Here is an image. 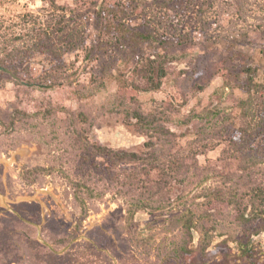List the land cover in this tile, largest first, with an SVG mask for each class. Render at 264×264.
Returning <instances> with one entry per match:
<instances>
[{
	"label": "rangeland",
	"instance_id": "rangeland-1",
	"mask_svg": "<svg viewBox=\"0 0 264 264\" xmlns=\"http://www.w3.org/2000/svg\"><path fill=\"white\" fill-rule=\"evenodd\" d=\"M115 1L123 10L122 21L141 31L151 29L180 55L169 65L163 86L138 91L137 100L146 113L171 114L166 125L176 132L191 128L181 138L187 152L195 145L196 128L214 126L213 114L232 113L234 97L243 95L214 75L216 66L231 56L230 43L260 65L263 75L264 0ZM157 44L118 42L96 9L76 0H0V119L5 122H0V218L5 223L16 227L14 216L25 215L36 227L31 234L61 254L97 235L116 264H181L164 252L179 233L169 230V219L200 207L222 176L209 172L189 186L177 184L170 206L154 213L141 210L134 218L128 198L101 182L105 195L88 199L82 223L73 184L83 175L86 138L116 150L147 151L148 135L129 125L136 121L128 115L132 110L116 97L120 81L130 82L139 60L155 53ZM82 112L89 123L80 121ZM190 114L198 117L186 124ZM255 145L264 150V137ZM224 150L226 181L228 174L237 178L243 173L235 163L228 164L227 142L198 159L202 167H220ZM97 160L109 163L104 157ZM215 218L207 222L213 233L208 264L223 261L225 243L240 254V244L248 240L249 232L231 207ZM200 237L196 231L195 245ZM251 239L254 254L264 258V231ZM134 254L140 259H133Z\"/></svg>",
	"mask_w": 264,
	"mask_h": 264
},
{
	"label": "trees",
	"instance_id": "trees-1",
	"mask_svg": "<svg viewBox=\"0 0 264 264\" xmlns=\"http://www.w3.org/2000/svg\"><path fill=\"white\" fill-rule=\"evenodd\" d=\"M76 1L80 6L95 8L102 26L118 42L137 45L158 42L157 51L140 59L135 66L134 75L139 82L135 77L130 82L121 80L116 97L120 105L132 110L128 111V115L136 121L129 122V125L148 135L149 140L145 143L148 149L116 150L87 138L83 141V175L73 181L75 198L82 208L80 223L88 215V199L105 195L106 188L100 187L101 182L107 188L110 185L116 186L117 191L128 198L129 215L134 218L141 210L154 213L170 206L171 193L177 184L189 186L208 177L209 172H214L222 176V181L211 190L208 199L195 210L189 209L188 212H179L170 217L169 230L175 232L179 229V233L165 246V254L181 264H208L213 233L207 222H216L215 217L224 213L225 207H231L237 221L244 224L249 232L248 240L240 244V254L225 243L227 250L223 261L214 264H241L245 258L246 264H264V258L256 256L255 248L251 245L252 236L264 231V150L255 145L259 137H264V73L262 75L260 72V65L230 43L229 50L232 54L216 66L214 75L222 76L227 86L234 92L242 91L243 95L234 97L235 107L232 113H211L216 118L214 126L204 123L196 128V141L191 142L195 145H191L185 152L181 138L186 136V132L192 133L191 128L188 127L185 132H176L166 125L172 120L171 114L167 111L146 113L137 100L138 91L148 92L163 86L169 65L180 58L173 44L156 37L151 29L141 31L122 21L123 10L115 0ZM200 88L204 89L205 85H200ZM79 117L80 121L89 123L85 113H80ZM196 117L198 116L190 114L185 123L189 124ZM205 118L209 121L208 117ZM0 122L3 121L0 119ZM14 123L12 120L11 124ZM75 140L82 142L81 131H78ZM222 142L229 145L226 156L228 164L235 163L243 171L237 178L232 173L228 174L226 181L223 172L225 150L221 168L212 165L202 167L198 159L200 154L216 148ZM98 157H104L109 163L101 164ZM14 217L16 227L0 218V264H116L114 258L103 249L105 241L98 239L97 235L91 237L92 241L77 244L61 254L56 247H50L31 234L36 227L25 215ZM216 226L213 223V228H217ZM196 231L201 233L197 245L194 243ZM132 257L140 259L136 254Z\"/></svg>",
	"mask_w": 264,
	"mask_h": 264
}]
</instances>
